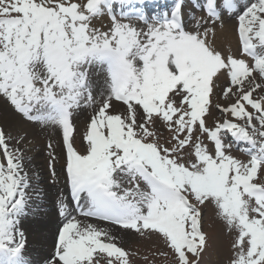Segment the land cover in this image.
I'll return each instance as SVG.
<instances>
[{"label":"snow or ice","instance_id":"snow-or-ice-1","mask_svg":"<svg viewBox=\"0 0 264 264\" xmlns=\"http://www.w3.org/2000/svg\"><path fill=\"white\" fill-rule=\"evenodd\" d=\"M184 3L169 12L159 0H0V99L60 130L83 217L60 203L65 222L44 264H132L116 228L158 237L171 264H201L209 205L231 237L228 264H264V0H206L207 19L192 15L191 30ZM221 9L237 22L238 56L215 47ZM218 87L235 102L214 103ZM87 108L81 152L74 117ZM12 139L0 126V264H30L20 225L32 183Z\"/></svg>","mask_w":264,"mask_h":264},{"label":"rangeland","instance_id":"rangeland-1","mask_svg":"<svg viewBox=\"0 0 264 264\" xmlns=\"http://www.w3.org/2000/svg\"><path fill=\"white\" fill-rule=\"evenodd\" d=\"M200 2L203 3L204 0L202 1L200 0ZM218 3L222 4V0H218ZM186 6L187 5L183 6V13L186 24L192 23L191 20L192 15H195L197 20H199L201 17L202 18L205 17L204 14L198 15L196 13H192V11L188 8V6L187 7ZM225 11H226L225 15L229 14L227 10ZM225 21H227V23H224L223 28H225L228 24L232 37L235 31L234 25L236 23V20L234 19L233 16V19L224 18L223 22ZM220 30L221 29L219 27V24H217L216 32L219 33ZM238 49L239 47H237L236 50L237 56L239 55ZM218 50L221 51L220 49ZM223 52L224 51H222V53ZM218 83H222V82H218ZM234 102H235L234 98L225 99L218 94L216 97H214V103H219L221 105L227 106L228 104ZM212 112L214 118L221 120L224 118L217 109L213 108ZM12 118L17 120L20 124L17 126L12 125L11 123ZM209 123L210 124L212 123L211 118H209ZM0 126L4 128L6 133L11 134V136L14 137V139L9 141V143L12 146H18L23 152L25 171H27L29 173V176L31 177L32 187L31 189H29V195L31 197V202H30L31 208L27 217L33 219V215H34V217L37 220L45 221V222L53 221L52 224H55L57 222V219L55 217V214L50 209L51 198L54 197L53 194L51 195V192L54 188H51L52 186L47 180L46 168H48L47 161L49 157L46 154H44V146H45V142L48 141L49 139L45 131L47 130L49 133L55 134V138L58 145L57 147L59 148L60 137H58L57 135L58 130L51 127L40 128L39 126H34L25 123L19 118L18 115H16L13 111L9 109V107L3 102L2 99H0ZM16 137H23V141L19 145H17V141L15 139ZM257 139L259 140V137H257ZM225 142L231 143L230 140L226 138H225ZM205 143H208L207 140H205ZM77 144H78V139L75 141V147L80 151L81 148L79 149ZM231 154L241 160H244L245 162L249 159V156L245 152L239 150L233 145L231 148ZM54 156L55 157L57 156L59 160L56 164L57 168H59L61 165H64V154L62 150L57 151L56 149H54ZM43 203H48L47 205V207H49L48 213L45 214L40 213L41 208L44 206ZM97 226L101 228H106L98 224ZM20 229L25 234V231L21 227ZM106 229H108L110 232L113 231L110 227ZM202 230L207 234L209 238V248L203 254V259L201 264H228L229 257L231 256V251H230L231 237L227 234L222 222L216 217L214 209L210 205L203 209ZM53 233H55V230ZM114 234L117 235L118 237L119 246L123 247L125 250L129 251L130 253H134V255L130 257L132 264H171L170 257L165 258L159 255V251H168V250L164 247L163 242L158 237L153 236L151 239H149L147 237H141L130 230L121 231L119 228L114 229ZM27 242L28 240L26 238V244ZM24 250L25 248L23 249V252ZM50 250H51V244L50 247L47 246L44 248L41 257L36 260L35 264H43L44 260H46L49 257ZM46 254L48 255V257ZM145 257H147V260H145Z\"/></svg>","mask_w":264,"mask_h":264},{"label":"bare ground","instance_id":"bare-ground-1","mask_svg":"<svg viewBox=\"0 0 264 264\" xmlns=\"http://www.w3.org/2000/svg\"><path fill=\"white\" fill-rule=\"evenodd\" d=\"M245 1L246 0H243V2H245ZM103 22L105 23V21H103ZM223 23H227V21H225ZM225 28H226V30H225ZM225 28H220L221 32L219 31V33L216 32L215 39H214L215 47L217 49H220L221 52L224 51L223 52L224 55H228V54L236 55L238 42L235 39L234 34L231 37V31L229 29L228 24ZM225 36H227V37H225ZM232 40H233V42H232ZM11 123L14 126H17L20 124L14 118L11 119ZM43 130H45V129H43ZM45 131H46L47 137L49 139L54 140V145L56 146V148L53 147V151H54V149H56L58 151L59 148L57 147L58 145H57V141L55 138V134L49 133L47 130H45ZM55 222H56V220H55ZM52 223H53V221L52 222H49V221L45 222V221L37 220L34 217V215H33V219H30L27 216L22 218V224L20 227L25 231V236L28 240L23 254H24V256L29 257L30 264H35L36 260L41 257V254L43 253L44 248L47 246L50 247L51 238L54 234L53 230H54L55 224H56V223L55 224H52ZM95 224H97V223H95ZM47 257H48V255H47Z\"/></svg>","mask_w":264,"mask_h":264}]
</instances>
